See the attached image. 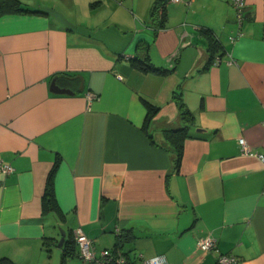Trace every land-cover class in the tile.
Wrapping results in <instances>:
<instances>
[{"label": "crops", "instance_id": "1", "mask_svg": "<svg viewBox=\"0 0 264 264\" xmlns=\"http://www.w3.org/2000/svg\"><path fill=\"white\" fill-rule=\"evenodd\" d=\"M20 1L0 16V259L62 264L60 230L80 227L96 251L128 232L135 264H264V0L240 19L231 0H168L157 30L155 0ZM178 91L194 118L174 168ZM56 159L63 219L41 207Z\"/></svg>", "mask_w": 264, "mask_h": 264}, {"label": "trees", "instance_id": "2", "mask_svg": "<svg viewBox=\"0 0 264 264\" xmlns=\"http://www.w3.org/2000/svg\"><path fill=\"white\" fill-rule=\"evenodd\" d=\"M167 2L168 0H155L154 3L152 4L150 10V21L154 30H157L163 27L164 25L166 19L165 5ZM15 12H31V10L24 7L23 3L20 0H0V16ZM202 31L204 34H206V47L212 57L214 52L220 49L221 45L219 41L215 38V36L211 34L212 33L211 29L205 28L202 29ZM144 63L145 61L143 59H138L137 62L135 60L133 61V65L136 66L137 68H140L141 67L140 65ZM152 69L157 70V68H152ZM175 97L178 102L179 117L182 122V125L179 128L164 129L163 133L166 139H168L170 143H174L176 146L172 150L174 151V159H173L174 168H177L180 157V150H179V147L181 145L180 142L181 139L184 137V135H186L188 128L192 126L194 117L192 112L184 103L180 95V91L176 92ZM142 100L146 107L145 118L146 120H149L151 116H153L157 112L158 108L157 106L151 104L149 101L145 99ZM143 128L144 129L146 128L145 124L143 125ZM147 134L150 137L152 143L159 144L152 139L151 134H149L148 132ZM58 164H59V159H56L46 176L44 193L41 198V207H42V212L44 214L51 213V215L55 219H63L64 214L61 212L58 206L54 192V176ZM132 238L133 236L129 235L128 232L125 233L118 231L116 233V241L110 249H112L113 252L120 251L126 258H128V260H130L131 264H135V262H133L132 259L129 257L128 253L123 249L124 244L130 241ZM75 254L78 255V250L76 248L75 238L73 237V233L70 230L69 232H67V236L62 245V264H65V259ZM0 262L1 264H18L9 257H2L0 259Z\"/></svg>", "mask_w": 264, "mask_h": 264}, {"label": "built area", "instance_id": "3", "mask_svg": "<svg viewBox=\"0 0 264 264\" xmlns=\"http://www.w3.org/2000/svg\"><path fill=\"white\" fill-rule=\"evenodd\" d=\"M179 2L182 0H172ZM231 3L236 11L238 19L242 16V11L245 6V0H231ZM89 99L95 97V94L89 92L87 94ZM243 143L244 140L240 139ZM2 173L7 174L13 170L12 166L2 163L0 165ZM75 243L78 250V256L83 262L91 264H131L130 260L126 258L120 251L113 252L110 248H103L99 251L94 249L91 239L83 232L80 227L74 230ZM199 247L202 250H213L217 248L216 239L212 236H205L199 239ZM140 264H166L163 256H153L143 259ZM215 264H239L238 259L232 254H219Z\"/></svg>", "mask_w": 264, "mask_h": 264}, {"label": "water", "instance_id": "4", "mask_svg": "<svg viewBox=\"0 0 264 264\" xmlns=\"http://www.w3.org/2000/svg\"><path fill=\"white\" fill-rule=\"evenodd\" d=\"M52 84H53V85L51 86V88H52V90H53L54 92H70V90L58 88V87L54 84V81L52 82ZM197 131H202V129H197ZM60 234H61V236H60V238H59V240H58L57 245H58L59 247H62V245H63V243H64V240H65V233H64L63 230H60Z\"/></svg>", "mask_w": 264, "mask_h": 264}, {"label": "rangeland", "instance_id": "5", "mask_svg": "<svg viewBox=\"0 0 264 264\" xmlns=\"http://www.w3.org/2000/svg\"><path fill=\"white\" fill-rule=\"evenodd\" d=\"M84 264H90V263H85V262H83ZM54 264V263H53ZM56 264V263H55ZM70 264H81V260L80 259H78V258H73V259H71L70 260Z\"/></svg>", "mask_w": 264, "mask_h": 264}]
</instances>
